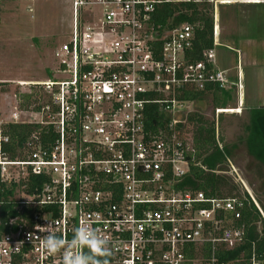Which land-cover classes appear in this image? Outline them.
I'll use <instances>...</instances> for the list:
<instances>
[{
    "label": "built area",
    "instance_id": "1",
    "mask_svg": "<svg viewBox=\"0 0 264 264\" xmlns=\"http://www.w3.org/2000/svg\"><path fill=\"white\" fill-rule=\"evenodd\" d=\"M189 1L200 0H68L67 40L54 52L55 67L45 80L15 82L24 87L19 93L36 89L35 110L19 111L16 100L0 121V128L38 126L17 159L3 151L9 141L0 131V180L26 182L29 175L42 180L34 194L15 191L8 202L33 211L10 220L7 233H0V264H63L62 253L45 251L42 237L51 230L70 240L84 224L108 239L110 264H232L218 260L216 249L219 244L231 249L241 230L221 228L216 216L223 212L238 219L239 204L179 186L192 151L184 118L191 104L176 95L202 92L207 85L240 89L216 66L215 2L209 0L213 48L202 51L197 62L186 55L192 46L190 25L160 34L149 21L155 6ZM148 105L163 115L165 131L144 132ZM220 111L214 110L219 149ZM47 127L54 140L42 146L38 132ZM203 244L209 245L205 259ZM187 245L194 247L191 258L183 254ZM243 264L264 261L251 255Z\"/></svg>",
    "mask_w": 264,
    "mask_h": 264
},
{
    "label": "trees",
    "instance_id": "2",
    "mask_svg": "<svg viewBox=\"0 0 264 264\" xmlns=\"http://www.w3.org/2000/svg\"><path fill=\"white\" fill-rule=\"evenodd\" d=\"M212 4L209 0L198 2L162 3L155 6L150 15V23L157 33L162 34L172 30L176 26L186 23L192 29L191 50L186 53L189 60L197 62L202 60L201 52L210 50L212 46ZM209 68V66L207 67ZM49 76V74H48ZM47 76V77H48ZM234 87H232L233 89ZM231 90L219 89L216 85L205 86L202 92L182 90L176 95V99L193 104L199 101L204 95L211 99L213 109H228L231 99ZM30 94L14 93L13 100H17L19 111L33 112L36 106L34 99L37 94L34 87H29ZM264 108H251L248 112V124L245 126L244 149L249 158L256 164L255 174L262 179L264 185ZM144 132L148 135H156L159 130L165 131V119L155 105H148L144 110ZM185 121L188 124L192 137V151L187 156L188 168L186 176L183 177L179 186L181 190L199 192L206 199H233L239 204L235 211L238 212V219L228 213L220 212L217 218L222 220L221 228H232L241 230V239L231 249H226L219 244L215 256L223 262L232 264H243L251 255L257 260L264 261V205L257 199L256 203L260 213L254 206L250 197L244 192L241 186L228 177L220 174V166L225 164L230 154L228 148H221L215 142V122L196 111L189 110L185 114ZM38 126L32 124H6L2 125L0 131L7 136L9 143L3 146V151L10 159L21 158V145L27 140L30 134L37 132ZM41 145L54 140V134L49 127L38 132ZM42 180L36 176H27L26 182L19 180L17 183L8 184L0 180V233L6 234L8 222L16 217H27L33 211L30 207L16 206L8 203L13 200L15 191L25 195H32L38 191ZM21 186H24L22 188ZM179 187V188H180ZM264 194V193H263ZM200 204V207H206ZM192 245L183 248V254L191 258L194 254ZM201 258L205 259L209 254V245L203 244Z\"/></svg>",
    "mask_w": 264,
    "mask_h": 264
},
{
    "label": "rangeland",
    "instance_id": "3",
    "mask_svg": "<svg viewBox=\"0 0 264 264\" xmlns=\"http://www.w3.org/2000/svg\"><path fill=\"white\" fill-rule=\"evenodd\" d=\"M260 6L264 10V5ZM218 7L217 5L216 8ZM232 8L228 6L218 8V13L221 12L222 15L218 29L215 30L218 46L215 47L214 54L216 66L234 76L235 72H240V67L235 63L238 58L232 51L244 52L245 48L236 43L232 46V42H236L235 34H239L236 33L238 25H232ZM0 11V121H4L15 106L14 93L24 89L22 86L15 87V82L45 80L55 67L54 52L67 40L70 6L68 0H1ZM249 49L255 55L261 54L263 59L258 58L257 65L262 68L264 44ZM245 69L241 70L244 73V83L247 85L249 77ZM259 73L260 70L257 74V92L261 93ZM249 85L248 93L252 89L251 83ZM237 91L236 87L232 89L228 109L224 114L217 115L218 144L222 149L225 147L230 151L227 161L220 166L219 173L239 184L258 208L257 199L259 200L257 202L264 205V185L262 179L255 174L256 164L246 154L243 142L248 112L251 108L264 105V94L257 93L253 96L242 94L240 103L237 100ZM211 103L210 97L204 95L191 105L190 110L214 120ZM21 119L24 120V116H21Z\"/></svg>",
    "mask_w": 264,
    "mask_h": 264
},
{
    "label": "crops",
    "instance_id": "4",
    "mask_svg": "<svg viewBox=\"0 0 264 264\" xmlns=\"http://www.w3.org/2000/svg\"><path fill=\"white\" fill-rule=\"evenodd\" d=\"M215 2V26L216 29H218V24L220 22L221 12L218 13V8L223 6H228L232 8L234 6L235 8H232V25L236 24L238 25V30L236 33L239 32V34H235L236 42H232V46H234V43H236L240 47H244V52H233L232 54L237 55L238 61L236 60V64L240 67V72H235L232 76L230 75V78L232 79V82L235 80L238 81L240 90L237 91L236 96L238 102L242 103V94L244 96H253L254 94L260 93L257 92L258 88V71L260 70L261 75V87H260V94H264V66L262 68H259V65H257L258 58L263 59V57L260 55H255L252 51H250L249 48H252L253 46H258L264 44V10L261 9L264 5V0H212ZM220 1H226L228 4H225V2ZM239 3V4H237ZM219 6L216 8V6ZM1 12V11H0ZM233 40V41H234ZM249 49V50H248ZM235 55V56H236ZM216 59V57H215ZM233 64V63H232ZM247 70V77H249L247 81V85L244 83V73L241 69ZM236 82V81H235ZM252 85V89L250 93H248V90L250 89V84ZM245 91V93H244ZM263 91V92H262ZM250 99V98H249ZM264 108V105H262Z\"/></svg>",
    "mask_w": 264,
    "mask_h": 264
},
{
    "label": "clouds",
    "instance_id": "5",
    "mask_svg": "<svg viewBox=\"0 0 264 264\" xmlns=\"http://www.w3.org/2000/svg\"><path fill=\"white\" fill-rule=\"evenodd\" d=\"M41 243L50 255L62 253L63 264H110L112 256L108 239L87 224L78 226L70 240L46 230Z\"/></svg>",
    "mask_w": 264,
    "mask_h": 264
},
{
    "label": "bare ground",
    "instance_id": "6",
    "mask_svg": "<svg viewBox=\"0 0 264 264\" xmlns=\"http://www.w3.org/2000/svg\"><path fill=\"white\" fill-rule=\"evenodd\" d=\"M225 110H222V111H220V112H224Z\"/></svg>",
    "mask_w": 264,
    "mask_h": 264
},
{
    "label": "water",
    "instance_id": "7",
    "mask_svg": "<svg viewBox=\"0 0 264 264\" xmlns=\"http://www.w3.org/2000/svg\"><path fill=\"white\" fill-rule=\"evenodd\" d=\"M241 106V105H240Z\"/></svg>",
    "mask_w": 264,
    "mask_h": 264
}]
</instances>
